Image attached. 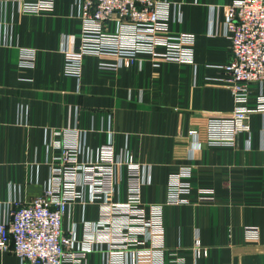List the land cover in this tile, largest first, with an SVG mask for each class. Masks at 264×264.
<instances>
[{
  "label": "crops",
  "instance_id": "obj_1",
  "mask_svg": "<svg viewBox=\"0 0 264 264\" xmlns=\"http://www.w3.org/2000/svg\"><path fill=\"white\" fill-rule=\"evenodd\" d=\"M166 1L180 14L171 31L194 37L192 63L155 67L143 61L111 72L98 68L99 58L85 56L80 77H72L64 62L76 56L81 0H54L53 11L44 14H25L16 0H0V221L13 201L26 204L42 194L55 132L77 128L86 131L92 154L111 142L150 168L142 203L147 210L161 206V264H264V113H251L250 133L232 145L207 143L208 118L234 107L229 89L217 80L219 67L231 60L222 10L234 0ZM28 55L30 63L22 64ZM254 103L251 97L249 105ZM181 169L189 173L191 204L170 205L168 179ZM200 188L213 189L212 204L196 203ZM119 190L114 200L124 202V181ZM98 209L86 201L70 206L62 229L73 232L75 246ZM246 227L258 229L256 239L246 237ZM196 234L208 250L198 261L192 253ZM87 263L104 264L105 252H92ZM0 264L30 263L0 252Z\"/></svg>",
  "mask_w": 264,
  "mask_h": 264
},
{
  "label": "built area",
  "instance_id": "obj_2",
  "mask_svg": "<svg viewBox=\"0 0 264 264\" xmlns=\"http://www.w3.org/2000/svg\"><path fill=\"white\" fill-rule=\"evenodd\" d=\"M25 14L50 13L54 0H16ZM166 0H81V32L76 56L65 58L64 73L80 77L82 58H99L98 68L117 72L149 61L192 63L194 37L174 33L170 24L180 21L176 8ZM214 9H212L213 15ZM223 36L229 42L231 60L219 67L232 96L233 110L212 113L207 122L209 145H232L238 135L249 134L251 113H264V0H234L223 7ZM212 34V20L209 35ZM67 54L70 52L64 51ZM32 55H28L22 64ZM255 97L254 106L249 105ZM190 136L198 137L191 130ZM47 159L48 177L42 194L26 204L13 201L8 217L0 221V252H8L30 264H88L94 251L105 252L104 264H161L164 227L161 206L148 210L142 190L151 183L150 168L141 165L124 147L116 151L107 142L92 152L86 131L65 128L55 132ZM188 171L168 179V204L190 205L192 188ZM124 181L125 201H115ZM84 192L87 199H83ZM213 189L197 190L196 203L212 204ZM76 201L99 204L98 219L84 223L83 240L75 246L73 232L64 234L62 222ZM247 238L258 229L246 227ZM194 261L208 250L196 234Z\"/></svg>",
  "mask_w": 264,
  "mask_h": 264
},
{
  "label": "rangeland",
  "instance_id": "obj_3",
  "mask_svg": "<svg viewBox=\"0 0 264 264\" xmlns=\"http://www.w3.org/2000/svg\"><path fill=\"white\" fill-rule=\"evenodd\" d=\"M3 253V252H2ZM5 253V252H4ZM8 253V252H7Z\"/></svg>",
  "mask_w": 264,
  "mask_h": 264
}]
</instances>
